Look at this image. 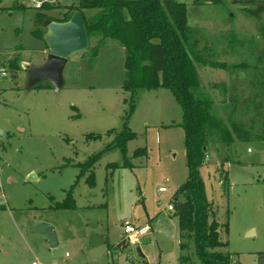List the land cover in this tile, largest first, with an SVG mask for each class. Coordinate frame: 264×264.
<instances>
[{
	"label": "rangeland",
	"instance_id": "374dc122",
	"mask_svg": "<svg viewBox=\"0 0 264 264\" xmlns=\"http://www.w3.org/2000/svg\"><path fill=\"white\" fill-rule=\"evenodd\" d=\"M33 1L0 0V67L9 72L0 82V264H180L178 221L168 211L187 179L180 106L165 89H138L127 123L135 139L124 154L106 150L130 107L131 92L122 89L124 49L107 40L96 58L84 52L68 60L59 92L26 91L23 67L47 58L42 37L33 34L36 16L57 19L65 6L79 4L49 0L35 9ZM176 1L186 6L193 49L227 69L195 64V93L211 102V115L230 134L227 145L220 131L211 134L199 172L226 244L216 251L229 254L230 264H257L264 255V14L251 17L233 0ZM233 123L242 139L230 130ZM137 149L146 156L135 158ZM98 153L89 186L81 165ZM68 194L75 208L56 209ZM36 221L55 229V253L28 232ZM125 223L148 225L150 242L116 249ZM186 244L183 254L196 264L193 243Z\"/></svg>",
	"mask_w": 264,
	"mask_h": 264
},
{
	"label": "trees",
	"instance_id": "16d2710c",
	"mask_svg": "<svg viewBox=\"0 0 264 264\" xmlns=\"http://www.w3.org/2000/svg\"><path fill=\"white\" fill-rule=\"evenodd\" d=\"M78 5L65 6L61 18H50L38 14L35 18L36 37L45 33L44 22L54 20L64 22L71 13H82L90 44L92 36H97L94 46H89L86 54L96 58L98 51L107 40L118 42L124 49L125 78L124 91H130L129 111L121 132L106 150L117 148L125 153L126 145L136 135L127 127L128 119L135 110L136 91L165 89L170 92L182 111V121L178 125L183 130L187 179L179 187L173 198V215L177 218L181 242L180 264H190L187 251L188 242L193 243L196 264H230V255L216 251L225 246L219 238L220 224L213 213V204L207 199L201 167L207 162L206 147L210 136L220 131L222 144L230 143V134L221 122L210 113L211 102L199 98L195 92L199 88V75L195 64L225 70L224 63L206 62L201 59L191 45L192 29L187 25L186 6L176 0H78ZM247 15L259 18L264 14V0H233ZM198 4V3H196ZM45 5V4H44ZM49 5V4H48ZM46 5V6H48ZM97 10L93 15L86 11ZM191 36V37H190ZM84 53V54H85ZM17 64V63H16ZM233 67V66H232ZM238 66H234L233 69ZM12 70L14 64L10 66ZM216 86V85H215ZM218 86V85H217ZM39 90L52 89L43 82L35 87ZM230 130L236 139L243 136L233 123ZM89 139L99 136L88 135ZM98 153L81 165L79 176L88 174L86 182L93 185V168L100 158ZM135 158L146 156L145 149H137ZM226 179V176H225ZM181 198V200H180ZM70 194L66 201L57 204L58 210L74 209ZM226 227V226H225ZM123 242V241H122Z\"/></svg>",
	"mask_w": 264,
	"mask_h": 264
},
{
	"label": "water",
	"instance_id": "95a60500",
	"mask_svg": "<svg viewBox=\"0 0 264 264\" xmlns=\"http://www.w3.org/2000/svg\"><path fill=\"white\" fill-rule=\"evenodd\" d=\"M55 2L56 0H50ZM45 33L42 39L47 48V58L41 65L24 66L26 70V91L35 89L43 82L51 85L55 92H59L63 85V71L68 60L75 54L84 53L89 49V40L84 24L83 15L75 10L68 20L58 22L47 20L44 22ZM0 137H5V133L0 130ZM30 234L41 235L47 242L51 253H55L58 246L55 229L44 221H36L29 228ZM148 239L143 240L142 245L148 244ZM139 258H143L140 248L136 249ZM257 264H264V255L257 258Z\"/></svg>",
	"mask_w": 264,
	"mask_h": 264
},
{
	"label": "built area",
	"instance_id": "2783aa9c",
	"mask_svg": "<svg viewBox=\"0 0 264 264\" xmlns=\"http://www.w3.org/2000/svg\"><path fill=\"white\" fill-rule=\"evenodd\" d=\"M49 0H34L35 9H41L45 3ZM9 75L8 70L5 67H0V82L7 78ZM165 188H160L159 192H165ZM168 211H174L173 206H168ZM150 228L148 225L136 226L132 223H125L123 225V242L128 243L131 246L139 245L145 237L149 234ZM65 258H69V254L66 253ZM32 264H41L40 262H32ZM49 264H66V263H49Z\"/></svg>",
	"mask_w": 264,
	"mask_h": 264
},
{
	"label": "crops",
	"instance_id": "0c3cea01",
	"mask_svg": "<svg viewBox=\"0 0 264 264\" xmlns=\"http://www.w3.org/2000/svg\"><path fill=\"white\" fill-rule=\"evenodd\" d=\"M58 18H61V17H58ZM204 66V65H203ZM204 67H210V68H212L211 66H209V64H207V65H205ZM212 69H215V68H212ZM216 70H221V69H216ZM227 69H225V71H226ZM171 212V211H170ZM122 241H121V243H119L117 246H116V249H121L122 248ZM110 250V249H109ZM109 252V251H108ZM144 257V256H143ZM139 263H141V261H138ZM42 264V263H41Z\"/></svg>",
	"mask_w": 264,
	"mask_h": 264
}]
</instances>
